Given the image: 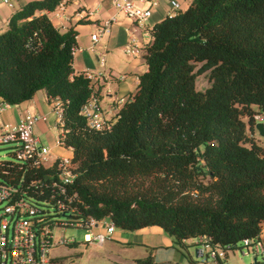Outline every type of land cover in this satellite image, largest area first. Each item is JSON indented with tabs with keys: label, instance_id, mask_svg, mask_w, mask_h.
Segmentation results:
<instances>
[{
	"label": "trees",
	"instance_id": "trees-1",
	"mask_svg": "<svg viewBox=\"0 0 264 264\" xmlns=\"http://www.w3.org/2000/svg\"><path fill=\"white\" fill-rule=\"evenodd\" d=\"M61 1L26 2L0 32V97L15 105L43 89L50 103L60 100V143L72 149L76 172L68 187L76 196L66 202L75 210L64 213L46 185L55 166L31 167L16 157L19 145L8 143L14 160H0V183L34 208L28 218L53 226L52 208L65 214L59 221L66 226L89 216L125 231L157 225L177 248L205 236L225 254L258 239L264 146L247 131H254L255 114L264 120V0H191L156 22L141 51L147 69L103 129L81 113L98 89L74 72L77 30L61 31L48 16ZM205 71L210 85L200 91L195 79ZM132 264L181 263L148 254Z\"/></svg>",
	"mask_w": 264,
	"mask_h": 264
},
{
	"label": "crops",
	"instance_id": "crops-1",
	"mask_svg": "<svg viewBox=\"0 0 264 264\" xmlns=\"http://www.w3.org/2000/svg\"><path fill=\"white\" fill-rule=\"evenodd\" d=\"M28 1L30 0H9L12 4V6H9L8 3L0 0V32L6 30L10 16ZM155 1L157 4L151 6V15L143 23H137L128 18L123 12L116 10L112 0H62L63 9L57 6L53 11L48 12L52 24L59 30L64 31L70 26H74L77 30L76 46L81 50L75 52L73 56L74 72L76 74L91 72L95 75L96 79L92 82L98 86V103L104 117L108 120L113 119L124 99L135 91L139 74L147 69L143 56H141L142 61L138 62L136 56H131L125 52V47L130 38H135L136 44L143 48L150 40L147 36V30L164 16L175 12L170 3L171 0ZM175 1L179 4L181 10L185 9L189 3L187 0ZM134 2L141 7L149 6L147 0H134ZM111 17H114L115 20L110 23L99 38L97 42L98 50L95 47V52H92L97 61L99 54L105 55L104 65L97 67L85 51H87L86 48L92 46L91 34L96 32L97 26ZM82 44L87 46L83 47ZM121 72H123L124 77L119 76ZM101 80L105 81L107 87L105 99L101 98L100 95V88L104 85L103 82L99 85ZM4 104L6 103L0 97V106H3V110L0 111V129L5 124H17L29 114L38 117L45 116L46 118L45 121L38 118L33 123L32 128L36 127L41 134L49 130L46 122L50 111H52V103L48 101L43 89L36 91L33 97L18 104H8L7 106H4ZM36 135L41 141L39 135ZM48 143L44 144L50 147L51 158L57 156L72 157L71 148L64 146L58 148L55 140ZM109 222V219L100 221L96 231L103 232L104 225ZM259 239L264 244V222L259 233ZM185 243L187 244L186 249L184 247L177 248L174 246L172 238L166 236L164 230L157 225L146 226L134 231H125L115 227L111 238L102 244L83 242L85 247H97V250L87 252L90 264H132L135 258L144 257L148 254H151L155 261H173L181 264L194 262V264H199L197 261L192 260L188 247L194 245L195 255L197 256V249L201 246L200 239L191 240L189 238L185 240ZM79 253L82 256L83 251H79ZM186 254L189 255V258ZM50 256L52 255L50 254ZM226 257L227 254L222 259L224 264L227 263ZM216 261L218 259L207 258L206 261L201 263L216 264Z\"/></svg>",
	"mask_w": 264,
	"mask_h": 264
},
{
	"label": "built area",
	"instance_id": "built-area-1",
	"mask_svg": "<svg viewBox=\"0 0 264 264\" xmlns=\"http://www.w3.org/2000/svg\"><path fill=\"white\" fill-rule=\"evenodd\" d=\"M2 1L12 6L9 0ZM147 1L149 2V6L147 7L137 5L134 0H112V4L116 10L123 12L128 18L137 23H143L151 15V6L157 4L155 0ZM170 3L173 9H179V4L175 0H171ZM58 8H64L63 2L58 4ZM114 20V17L104 20L97 26L96 32L91 34V50L93 52H95V44ZM147 32L148 38L151 39L149 29ZM79 50L81 49L75 46L73 48V54ZM141 51L142 47L140 48L136 44L135 38L131 37L125 47V52L131 56H137ZM97 58L100 65L103 66L105 55L99 54ZM84 74L90 80L96 79L95 75L91 72H85ZM7 105V103L4 104V106ZM1 110H3V106H0ZM52 110L56 114L55 124L59 130L55 144L62 146L59 134L62 132L60 126L63 124V103L60 100H54L52 102ZM81 113L86 117L88 124L94 129L110 127V122L104 117L97 97H93L84 104ZM38 118H41L43 121L46 120L45 116L38 117L28 114L25 119L15 125L5 124L2 126L0 129V145L10 142L17 143L19 146L16 150V157L19 161L27 163L31 167L55 166L56 177H51L49 182L46 183V185L52 186L56 190V193H51L50 198L56 200L57 208L60 211L72 213L75 208L69 207L66 205V202L71 203L76 196L75 194L68 193V187L72 184L76 176L74 165L69 156L51 158L50 147L42 143L33 132L32 125ZM254 120L255 122L261 121L262 115L255 114ZM34 182L32 181V183ZM16 192V187L0 183V203H4V206L0 210V264H51L50 258L52 256L49 253L50 248L53 245L59 244L70 245L75 242V239L72 237L54 239L52 225L49 224L37 227L34 221L26 215V213L32 214L34 208L23 197L16 198ZM99 222L89 216L86 219L73 222L71 226L85 230L83 235L84 243L102 244L111 238L115 226L112 222H109L104 225L103 232H97ZM61 224L66 226L63 223ZM204 238L205 236L200 238L201 246L196 252L198 258L206 261L207 258L215 260L217 257L224 256L223 251L216 250L209 244L204 243ZM242 247H245V250L241 251L242 254H247L250 252L249 250H252L255 255L260 254L262 260H264V244L259 238L254 241L248 238L243 239ZM188 264L192 263L190 262Z\"/></svg>",
	"mask_w": 264,
	"mask_h": 264
},
{
	"label": "rangeland",
	"instance_id": "rangeland-1",
	"mask_svg": "<svg viewBox=\"0 0 264 264\" xmlns=\"http://www.w3.org/2000/svg\"><path fill=\"white\" fill-rule=\"evenodd\" d=\"M7 29V28H6ZM81 42V41H80ZM83 47L87 46L86 44H82ZM96 49L98 50V43L95 44ZM88 55L90 56L92 62L98 67L100 64L97 61L95 55L92 53L93 51L90 48H86ZM141 52H139L136 56L138 62H141L142 57H141ZM133 59V57H131ZM108 61V60H107ZM201 64H197V67H199ZM107 66V63H106ZM121 74L119 76L124 77V74ZM103 82V86L100 88V95L101 98L105 99V94H106V83L105 81H100V83ZM210 85L209 80H208V71H205L204 73H201L196 76L195 79V88L197 90L203 91L205 88H207ZM96 89L98 86H96ZM56 120V114L54 110L50 111V114L48 115V120L46 122L49 130L47 132H44L43 134L39 133L37 131V128L34 127V133L38 134L41 141L43 143H47L49 141L56 140L58 138V133L59 130L55 124ZM259 122H263L264 120H261ZM257 123V122H256ZM247 134L249 137L253 138L258 144L264 146V137L259 136L257 130L254 128V131L251 133L249 130L247 131ZM12 146L13 144H3L0 146V160H14L13 156L11 155L12 151ZM59 148V146H57ZM63 148V147H60ZM4 206V203H0V210ZM49 215H51V218L54 219L55 224L52 226V232L54 239H58L60 237H72L75 239V243L71 245H64V244H59L56 246H52L50 250V254L53 257H59V256H64L60 264H90V259L88 258V251L90 250H97V247L95 246H87L83 244V235L85 233V230L76 226H64L60 223L59 220H67L66 217L61 216L59 214H55L53 212L52 208H49ZM63 221V224H65ZM58 223V224H56ZM164 234L166 232L164 231ZM166 236H168L166 234ZM191 240H195V238H190ZM189 246V245H188ZM183 248V247H182ZM180 249V248H179ZM186 249V247L184 248ZM247 249V248H246ZM188 250L190 252V256L192 257V260L197 261L199 264H202L203 262L200 258H197L195 255V246L190 245L188 247ZM242 250H245V247H239L235 249H228L226 254H227V263L226 264H252L254 261V257L256 258L257 261H261L262 257L260 254L255 255L252 250H249L247 254H242ZM79 251H83L82 256L80 255ZM224 253V256L221 258L225 257L226 255ZM187 258H189V255L186 254ZM196 256V257H195ZM211 259V258H210ZM94 261V260H93ZM158 262H164V261H158ZM101 264V263H98Z\"/></svg>",
	"mask_w": 264,
	"mask_h": 264
},
{
	"label": "water",
	"instance_id": "water-1",
	"mask_svg": "<svg viewBox=\"0 0 264 264\" xmlns=\"http://www.w3.org/2000/svg\"><path fill=\"white\" fill-rule=\"evenodd\" d=\"M254 128L257 130L259 136L264 137V123L263 122L255 123ZM64 215L65 214H62V216Z\"/></svg>",
	"mask_w": 264,
	"mask_h": 264
}]
</instances>
